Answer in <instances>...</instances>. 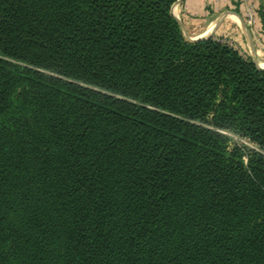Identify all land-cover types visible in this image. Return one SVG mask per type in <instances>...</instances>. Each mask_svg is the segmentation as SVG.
Masks as SVG:
<instances>
[{
  "label": "trees",
  "instance_id": "1",
  "mask_svg": "<svg viewBox=\"0 0 264 264\" xmlns=\"http://www.w3.org/2000/svg\"><path fill=\"white\" fill-rule=\"evenodd\" d=\"M176 1L0 0V264H264V69Z\"/></svg>",
  "mask_w": 264,
  "mask_h": 264
},
{
  "label": "crops",
  "instance_id": "2",
  "mask_svg": "<svg viewBox=\"0 0 264 264\" xmlns=\"http://www.w3.org/2000/svg\"><path fill=\"white\" fill-rule=\"evenodd\" d=\"M264 0H177L172 11L190 39L206 37L243 40L254 47L260 65L264 64V34L258 9ZM252 13L253 22L247 19ZM213 30V31H212ZM263 67V66H261Z\"/></svg>",
  "mask_w": 264,
  "mask_h": 264
},
{
  "label": "rangeland",
  "instance_id": "3",
  "mask_svg": "<svg viewBox=\"0 0 264 264\" xmlns=\"http://www.w3.org/2000/svg\"><path fill=\"white\" fill-rule=\"evenodd\" d=\"M184 38L187 40V38H189V37H187V35L184 33ZM220 39H222L223 41H225L228 44H230L233 47H235L241 54H243V55H245V54L252 55V50H254V47L251 46V48L249 49L246 46V43L243 40L242 41L241 40L238 41V40H236L233 37H230V38L221 37ZM255 56H256V54H255ZM256 58H257V56H256ZM257 62L260 63V61H258V59H257Z\"/></svg>",
  "mask_w": 264,
  "mask_h": 264
},
{
  "label": "water",
  "instance_id": "4",
  "mask_svg": "<svg viewBox=\"0 0 264 264\" xmlns=\"http://www.w3.org/2000/svg\"><path fill=\"white\" fill-rule=\"evenodd\" d=\"M171 14L174 16V14H173V11H172V8H171ZM175 17V16H174ZM176 18V17H175ZM177 19V18H176ZM178 21V20H177ZM178 23H179V25L181 26V29H182V32H183V35H184V30H183V26L181 25V23L178 21ZM213 31V30H212ZM210 35H208V36H206V37H200V38H195V39H190V38H187V40L188 41H196V40H198V39H202V38H207V37H209ZM186 37V36H185ZM251 57H252V59H253V61H254V63L258 66V68H260V69H264V67H261V65L257 62V58H256V56H255V52H254V50H252V55H251Z\"/></svg>",
  "mask_w": 264,
  "mask_h": 264
},
{
  "label": "built area",
  "instance_id": "5",
  "mask_svg": "<svg viewBox=\"0 0 264 264\" xmlns=\"http://www.w3.org/2000/svg\"><path fill=\"white\" fill-rule=\"evenodd\" d=\"M248 25H251L253 22L252 13H249V17L247 19Z\"/></svg>",
  "mask_w": 264,
  "mask_h": 264
},
{
  "label": "bare ground",
  "instance_id": "6",
  "mask_svg": "<svg viewBox=\"0 0 264 264\" xmlns=\"http://www.w3.org/2000/svg\"><path fill=\"white\" fill-rule=\"evenodd\" d=\"M261 66H263V67H264V64H261Z\"/></svg>",
  "mask_w": 264,
  "mask_h": 264
}]
</instances>
